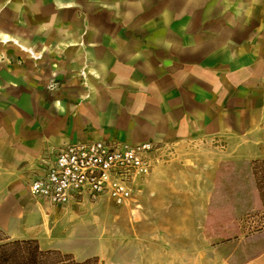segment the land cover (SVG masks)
<instances>
[{"label": "crops", "instance_id": "obj_1", "mask_svg": "<svg viewBox=\"0 0 264 264\" xmlns=\"http://www.w3.org/2000/svg\"><path fill=\"white\" fill-rule=\"evenodd\" d=\"M139 2L0 0L7 236H24L47 211L62 209L31 200L27 187L68 144L158 145L150 174L163 164L174 171L156 177L168 187L170 211L188 195L185 207L204 217L222 185L232 195L240 183L223 170L264 159V0H166L173 32L129 30L117 8ZM239 264H264V249Z\"/></svg>", "mask_w": 264, "mask_h": 264}, {"label": "rangeland", "instance_id": "obj_2", "mask_svg": "<svg viewBox=\"0 0 264 264\" xmlns=\"http://www.w3.org/2000/svg\"><path fill=\"white\" fill-rule=\"evenodd\" d=\"M167 7L166 0H140L137 7L121 6L116 12L129 30L173 32L178 26L172 16L168 21ZM54 88L51 83L47 91ZM165 166L159 165L149 175L130 204L115 207L101 199L47 211L24 236L12 238L4 233L7 240L0 249L33 240L39 249V243L44 244L40 250L57 251L78 264H239L264 249V237H256L264 231V227L257 230L264 212L254 192L251 162L237 171L223 170L225 177L238 178L240 183L233 186L232 195L226 189L230 186L222 185L221 199L206 217L185 207L191 203L188 195L180 194L175 210L170 211L173 202L167 200V185H156L157 174L159 179L174 176ZM17 209L21 214L22 206ZM250 235L253 238L247 239ZM233 240L239 243L232 245Z\"/></svg>", "mask_w": 264, "mask_h": 264}, {"label": "built area", "instance_id": "obj_3", "mask_svg": "<svg viewBox=\"0 0 264 264\" xmlns=\"http://www.w3.org/2000/svg\"><path fill=\"white\" fill-rule=\"evenodd\" d=\"M159 150L148 142L68 144L30 181L27 194L31 200L55 208L101 199L115 207L126 206L143 188Z\"/></svg>", "mask_w": 264, "mask_h": 264}, {"label": "trees", "instance_id": "obj_4", "mask_svg": "<svg viewBox=\"0 0 264 264\" xmlns=\"http://www.w3.org/2000/svg\"><path fill=\"white\" fill-rule=\"evenodd\" d=\"M251 173L255 189L264 212V159L251 161ZM264 227V220L258 225V231ZM7 238L0 230V246ZM4 247V246H3ZM0 264H78L70 261L57 251H42L33 240L12 242L0 249ZM86 264V263H83Z\"/></svg>", "mask_w": 264, "mask_h": 264}, {"label": "bare ground", "instance_id": "obj_5", "mask_svg": "<svg viewBox=\"0 0 264 264\" xmlns=\"http://www.w3.org/2000/svg\"><path fill=\"white\" fill-rule=\"evenodd\" d=\"M12 43H13L14 45L18 46L21 50H23V51L27 52L28 54H30V56L32 57V54H31L30 51H28V50H24V49H23L20 45H18L17 42H15V41H12Z\"/></svg>", "mask_w": 264, "mask_h": 264}]
</instances>
